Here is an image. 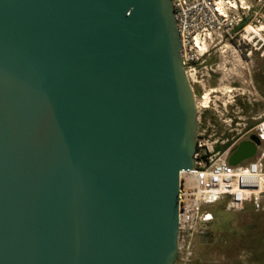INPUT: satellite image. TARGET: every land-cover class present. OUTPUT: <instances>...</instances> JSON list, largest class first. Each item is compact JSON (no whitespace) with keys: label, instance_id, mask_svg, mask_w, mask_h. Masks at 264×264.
<instances>
[{"label":"water","instance_id":"95a60500","mask_svg":"<svg viewBox=\"0 0 264 264\" xmlns=\"http://www.w3.org/2000/svg\"><path fill=\"white\" fill-rule=\"evenodd\" d=\"M197 130L169 0H0V264H175Z\"/></svg>","mask_w":264,"mask_h":264},{"label":"built area","instance_id":"2783aa9c","mask_svg":"<svg viewBox=\"0 0 264 264\" xmlns=\"http://www.w3.org/2000/svg\"><path fill=\"white\" fill-rule=\"evenodd\" d=\"M181 44L183 65H191L222 41L264 46V0H169ZM209 45H206L207 41ZM211 46V47H210ZM194 54L188 56V52ZM259 144L252 157L235 166L229 164L230 148H205L203 133L197 132L193 167L179 173L178 257L175 264H187L195 238L213 222L208 207L221 204L225 211H264V122L256 129ZM184 253V258L181 257Z\"/></svg>","mask_w":264,"mask_h":264},{"label":"rangeland","instance_id":"374dc122","mask_svg":"<svg viewBox=\"0 0 264 264\" xmlns=\"http://www.w3.org/2000/svg\"><path fill=\"white\" fill-rule=\"evenodd\" d=\"M248 3L255 11L256 0ZM260 37L264 39V32ZM214 45L207 55L184 66L197 110V132L204 134L207 149L227 148L264 113V99L255 83L257 78L264 88V59L253 53L248 60L238 54L235 43ZM248 47L242 45L240 51L245 53ZM206 210L213 222L195 238L187 264H264V211L246 207L243 212H229L221 204Z\"/></svg>","mask_w":264,"mask_h":264},{"label":"flooded vegetation","instance_id":"af4514ba","mask_svg":"<svg viewBox=\"0 0 264 264\" xmlns=\"http://www.w3.org/2000/svg\"><path fill=\"white\" fill-rule=\"evenodd\" d=\"M238 53V51H236ZM256 54V56H258L260 59H264V46H257V47H248V50L245 51V53H243L242 51H239V55H245L246 58H248V60L250 59V56H252V54ZM240 56V58H241ZM261 75H264V72L261 73ZM255 83L257 84L258 87V93H259V97L261 99H264V88L261 87L260 83L257 78L255 79ZM264 86V85H263ZM254 123L251 127H249L248 129H245V131L240 134L237 135L238 137L232 141V143L227 147H231L230 151L231 154L236 150V148L238 147V145H240L241 143H245V142H250L249 139L251 136H254L257 139L256 136V132L255 129L262 123L264 122V113H262L261 115L257 116L256 118H253ZM258 140V139H257Z\"/></svg>","mask_w":264,"mask_h":264},{"label":"trees","instance_id":"16d2710c","mask_svg":"<svg viewBox=\"0 0 264 264\" xmlns=\"http://www.w3.org/2000/svg\"><path fill=\"white\" fill-rule=\"evenodd\" d=\"M225 149H226V146H225V145L222 146V147H216V148H215V150H217V151H218V150H225Z\"/></svg>","mask_w":264,"mask_h":264}]
</instances>
